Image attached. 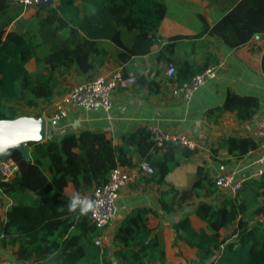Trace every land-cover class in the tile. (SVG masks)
I'll return each mask as SVG.
<instances>
[{
    "label": "trees",
    "instance_id": "trees-1",
    "mask_svg": "<svg viewBox=\"0 0 264 264\" xmlns=\"http://www.w3.org/2000/svg\"><path fill=\"white\" fill-rule=\"evenodd\" d=\"M206 1L225 13L212 26L200 16V34L216 35L233 49L264 37V0ZM10 7L22 9L12 6L10 0H0V121L18 119L23 109L50 105L62 70L74 64L83 72L103 66L108 54L103 40L123 50L122 62L148 54L166 15L164 0H57L54 8L38 6L30 18L6 30L12 20L7 15ZM60 19L66 23L67 34L58 25ZM124 35L130 36V44L124 42ZM260 52L264 74V48ZM31 60L36 68L29 72L26 65ZM186 69H174L171 78L176 85L202 71ZM141 84L151 94L158 93L152 81ZM248 105L252 107L249 114ZM256 109L253 98L227 97L207 115L217 122L224 112L235 111L238 119L246 120ZM257 145L250 138L235 137L215 143L230 153L238 150L237 158ZM25 148L26 157L18 152L10 157L17 166L15 175L0 180V194L11 202L4 217L0 216V246L15 247L17 260L33 258L34 264H149L163 257V250L145 225L150 209L134 208L127 214L115 232L113 252L108 256L106 248L94 244L103 231L78 210H68L71 198L65 197L63 190L71 184L75 193H85L105 184L113 169H137L141 163L152 169L142 181L164 187L166 176L181 160L193 156L195 149L178 141H167L158 148L149 130L143 128L123 135L117 145L100 134L66 131L43 142H28ZM196 176L187 189L169 186L160 193L165 212L195 206L192 214L205 224L204 231H195L187 213L172 225L175 239L197 250L192 264H264V175L243 182L234 194L217 203L205 201L219 191L213 177L201 167ZM221 229L226 231L223 236Z\"/></svg>",
    "mask_w": 264,
    "mask_h": 264
},
{
    "label": "crops",
    "instance_id": "crops-1",
    "mask_svg": "<svg viewBox=\"0 0 264 264\" xmlns=\"http://www.w3.org/2000/svg\"><path fill=\"white\" fill-rule=\"evenodd\" d=\"M164 3L166 15L158 28L155 44L148 54L133 56L128 62H122L120 55L123 50L110 41L103 40L102 46L108 53L103 66L96 71L83 72L74 64V67L62 70L63 75L58 78L50 105L30 110L34 113L31 118L43 119L47 125H51L54 121L51 120L53 102L71 87L96 77L108 76L117 70L132 74L135 83L112 94L108 111L99 108H68L66 118L58 121L56 125H51L52 135L59 136L66 131L75 134L87 131L100 134L105 141L117 145L127 133L156 127L172 137L182 136L191 141L195 154L181 160L179 166L171 170L165 178L164 187L144 183L143 173L136 168L128 169L130 179L119 192L112 218L102 232L101 246L106 248L107 255L111 256L113 237L127 214L134 208H147L150 213L145 218V225L151 231L150 237H155L158 247L163 250V257L149 264H192L197 260V250L176 240L172 225L187 213H190V225L195 231H204L205 224L192 214L195 206H186L182 211L165 212L160 205V193L165 192L169 186L177 190L192 186L197 179L198 167L203 168L211 178L220 173L241 175L253 171V165L262 153V147L254 132L257 122L264 117V74L260 68V49L264 48V37H256L236 49L229 48L216 35L200 34V16L212 26L225 12L216 6H208L206 0H164ZM56 5L57 1L48 7L54 8ZM37 8L38 6L24 9L10 7L7 15L12 20L8 21V24L6 22V30L14 27L20 20L30 18ZM58 25L68 33L69 30L65 28L66 23L62 19L58 21ZM171 37L180 38L168 40ZM124 42L130 44L129 35H124ZM169 63L173 64L175 71L187 68L186 72L201 71L211 65H217V75L198 88L189 100H184L181 95H174L172 92L176 82L172 76L166 75ZM35 68L34 60L26 65L29 72ZM140 77L141 80L137 81ZM147 80L153 82L152 87L158 86L157 94H151L148 88L141 84ZM227 97L253 98L257 102V109L251 118L246 120L238 119L235 111H226L214 122V117L207 115V112L221 106ZM251 109L248 105L247 114ZM232 137L250 138L257 141L258 145L239 158L235 156L239 153L238 150L230 153L226 148L215 146L219 139ZM212 147L215 152H212ZM63 194L71 198L76 193L73 186L68 184ZM232 194L218 191L217 194L206 197L205 201L217 203ZM10 204L11 202L0 194L2 218ZM219 233L223 236L226 231L221 229ZM15 250V247L0 246V264H34L33 258L17 260L13 254Z\"/></svg>",
    "mask_w": 264,
    "mask_h": 264
},
{
    "label": "built area",
    "instance_id": "built-area-1",
    "mask_svg": "<svg viewBox=\"0 0 264 264\" xmlns=\"http://www.w3.org/2000/svg\"><path fill=\"white\" fill-rule=\"evenodd\" d=\"M41 0H10L12 6H20L23 9L37 6ZM57 0H52V3ZM217 65H211L201 72L195 74L188 82L181 85H175L172 92L174 95H181L184 100H189L192 94L206 81L214 79L217 75ZM175 71L172 66L166 69L168 77L174 75ZM135 83L132 74H124L120 70L112 72L105 77H96L91 81L75 85L61 94L56 101L53 102V113L51 120L61 121L67 116V109L73 107L91 110L95 108L108 111L111 106V96L115 91L126 89ZM150 139L156 147H163L167 141H178L181 146L193 149L194 144L185 137H172L168 133L156 127L148 129ZM262 153L254 163V169L250 173L235 175V173H220L213 177V181L219 191H227L235 193L240 189L243 182L250 179H259L264 175V117L257 122L254 132ZM139 172L144 175L152 173V169L148 164L141 163ZM17 171L15 162L10 158L0 159V180L12 178ZM129 170L122 167L113 169L105 184L95 186L91 190L79 194L82 198L90 200L93 204L86 214L90 223L98 230H104L108 227L112 218L115 203L118 199L120 190L128 183L130 179ZM94 244L101 246V236L94 240ZM7 264V263H6Z\"/></svg>",
    "mask_w": 264,
    "mask_h": 264
},
{
    "label": "water",
    "instance_id": "water-1",
    "mask_svg": "<svg viewBox=\"0 0 264 264\" xmlns=\"http://www.w3.org/2000/svg\"><path fill=\"white\" fill-rule=\"evenodd\" d=\"M52 0H41L37 5L46 6ZM58 121H52L56 125ZM43 119L18 118L13 121H0V159L10 158L14 152L26 157L28 142H43L53 134V127Z\"/></svg>",
    "mask_w": 264,
    "mask_h": 264
},
{
    "label": "clouds",
    "instance_id": "clouds-1",
    "mask_svg": "<svg viewBox=\"0 0 264 264\" xmlns=\"http://www.w3.org/2000/svg\"><path fill=\"white\" fill-rule=\"evenodd\" d=\"M67 207L69 211L75 212L78 210L80 214H86L92 209L93 204L90 200L82 198L79 193H76L71 197Z\"/></svg>",
    "mask_w": 264,
    "mask_h": 264
},
{
    "label": "rangeland",
    "instance_id": "rangeland-1",
    "mask_svg": "<svg viewBox=\"0 0 264 264\" xmlns=\"http://www.w3.org/2000/svg\"><path fill=\"white\" fill-rule=\"evenodd\" d=\"M33 115H34V113H33L31 110H25V109H23V110L21 111L20 118H21V119H22V118H27V119H29V118H31ZM222 192H225V191H222ZM229 193H230V192H229Z\"/></svg>",
    "mask_w": 264,
    "mask_h": 264
}]
</instances>
